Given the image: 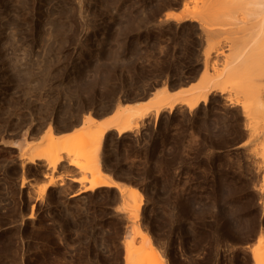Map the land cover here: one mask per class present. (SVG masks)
<instances>
[{"label":"rangeland","instance_id":"1","mask_svg":"<svg viewBox=\"0 0 264 264\" xmlns=\"http://www.w3.org/2000/svg\"><path fill=\"white\" fill-rule=\"evenodd\" d=\"M186 1L0 0V264H124L136 224L156 264H254L251 248L264 252L255 153L264 128H249L241 96L221 82L242 64L253 29L239 17L208 34L186 17L194 0L189 11ZM205 63V105L155 117L140 104L150 112L143 127L98 139L117 103L188 87ZM251 80L264 87V75ZM49 126L54 136L74 131L88 143L81 154L141 198L127 206L115 188L74 195L79 184L67 179L39 197L44 168L29 164L21 186L20 162L48 140ZM79 171L63 163L59 174L88 178Z\"/></svg>","mask_w":264,"mask_h":264},{"label":"bare ground","instance_id":"2","mask_svg":"<svg viewBox=\"0 0 264 264\" xmlns=\"http://www.w3.org/2000/svg\"><path fill=\"white\" fill-rule=\"evenodd\" d=\"M189 1H186L183 4L185 10L187 9L186 11H189L188 6L193 0ZM189 7L192 9V12H190V14L188 13L186 17L188 16V19L201 23L204 26L206 25L208 29L206 28L205 31H207L208 34L212 32V27L215 24L222 25L219 22H224L223 25H225L226 22L232 23L234 18L237 19L239 17L238 20L243 23L240 27L242 26L243 29H246L247 27L253 29V33L250 35L254 42L250 47L251 49L249 48L245 50L244 53L240 49H236L237 52L234 54L235 57H239L240 51L243 53L242 59L239 58L242 60V62L239 63L242 64L227 70V73L224 72L225 76L222 75L221 77L222 81L218 80L226 83V85L229 84L234 93L231 92L233 95L238 94L241 96L239 99L242 103L243 115L247 120V124H250L249 128H252L253 131L255 130V127L259 128V126L262 125L264 128V87H262L260 83L251 80V76L253 75L256 77L264 75V0H199V4L194 0V4ZM235 23L236 22H234V24ZM214 30L216 29L213 27V31ZM202 31H204V29H202ZM255 66L256 70L252 71ZM207 70V63H205L198 80L188 87L173 90L168 89L166 86H162L155 89L143 103H117L106 122H104L103 127H101L98 132V139L101 140L108 132H115L118 136L122 134L124 135L125 133L134 134V132H136L140 125L145 121V118L150 114L147 110H141L140 104L148 105L155 117L163 111L172 112L176 107L180 110L183 106L190 111L198 108L197 106H199L200 103L203 102L204 104L206 101L209 92V90L206 89V86L212 81V79L205 76ZM215 77L217 78L219 76L214 74L213 78L216 79ZM223 77L224 79H222ZM218 80L216 81L219 83ZM217 82H212V84L219 85ZM91 119L93 118L88 113L86 117L82 119L81 125L85 121H91ZM259 123L262 125L258 126ZM48 129L50 133L48 140L34 145L20 162L21 172L19 176L21 179V186H23L26 181L22 169L25 165L29 164L33 166L38 165L44 168L45 181L37 190V195L39 197H43L49 187L60 186L62 183L60 184L58 182L67 179L79 184L78 188L75 189L76 191H74V195L88 191L91 193L99 188H115L121 194V201L126 203L127 206H129L130 201L133 202L141 198V192L136 187L133 185H127L124 182L122 183L120 180L118 181L110 176V174L102 172L99 159L97 160V164L93 165V156H90L89 154L83 155L84 153L81 154V148L87 146L88 143L81 144V141L78 142L77 138L79 136L75 135L74 131L54 136L51 134L52 129L50 126ZM263 133L259 136L262 137V141L261 143L259 142V147H257L255 153L259 154L263 164H261L263 171L260 188L264 195ZM12 146H18V143L13 142ZM80 158H84L85 163L83 165H79L80 163H74L75 159ZM63 163H66L67 167L79 168V172L89 175L88 178L78 177V179H76L68 177V174H59V170L63 167ZM56 173H58V175ZM125 209L128 208L126 207ZM136 211H138V206ZM136 238L140 241H136ZM154 251L155 249L152 245L151 239L141 230L139 225L136 224L124 243V264H156V262H160V259L157 258V260H154V258L150 256ZM250 253L254 264H262L264 262V252H260L256 247H252Z\"/></svg>","mask_w":264,"mask_h":264}]
</instances>
